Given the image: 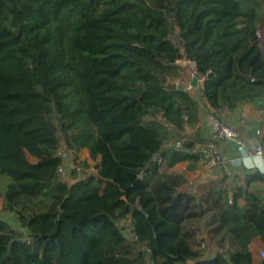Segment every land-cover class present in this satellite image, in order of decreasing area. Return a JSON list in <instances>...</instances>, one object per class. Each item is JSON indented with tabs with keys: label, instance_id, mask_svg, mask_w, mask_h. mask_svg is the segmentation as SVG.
Listing matches in <instances>:
<instances>
[{
	"label": "trees",
	"instance_id": "trees-1",
	"mask_svg": "<svg viewBox=\"0 0 264 264\" xmlns=\"http://www.w3.org/2000/svg\"><path fill=\"white\" fill-rule=\"evenodd\" d=\"M259 28L264 0H0V176L7 199L45 203L18 232L0 221V264H264L263 173L224 176L197 214L160 178L198 169L204 114L264 109ZM179 61L197 88L178 89ZM62 147L93 172L62 180ZM210 211L236 250L189 241Z\"/></svg>",
	"mask_w": 264,
	"mask_h": 264
},
{
	"label": "rangeland",
	"instance_id": "rangeland-1",
	"mask_svg": "<svg viewBox=\"0 0 264 264\" xmlns=\"http://www.w3.org/2000/svg\"><path fill=\"white\" fill-rule=\"evenodd\" d=\"M179 62L176 63L178 65ZM180 66V65H178ZM188 68V67H187ZM187 68H185L182 73L181 78L182 82L186 85H189L190 75L186 72ZM204 123L201 121V131L199 135L202 136L204 134ZM189 135L196 136L197 131H189ZM198 144L196 150L199 151L204 146L209 145L205 140H198ZM64 153L67 154L64 158ZM60 155L64 160L63 172L60 173V177L62 180L67 183H71L73 181L72 170L77 169L79 178H85L87 174L93 172V168H85L83 163L88 162L92 164L89 160L88 151L86 149L81 150L77 159H74V156L70 152H66L65 148L62 147L60 149ZM31 162H34L35 159L31 156H28ZM205 172H209L210 170L204 169ZM162 180H167L168 182L175 183L179 190L186 191L195 196V202L189 204L188 213H198L201 211L198 204H201L203 208H208L210 206V200L208 199V194H213L217 190V188H212L210 191L205 187L201 186L204 180H194L192 184H183L182 181L178 180L175 176H172L168 170H165L161 177ZM7 183H11V181L5 177L0 176V221L3 222L9 230H14L18 232L21 230L22 222L20 219L21 215H33L35 213H39L43 207H45L44 201H40L36 198H28V199H20V200H9L5 197V188ZM211 194V195H212ZM43 212V211H42ZM213 212H207L205 215L190 219L184 222V232L190 234L189 241L195 248H198L206 255L214 254L215 252L221 250H236V245L233 244L231 239L223 234L221 230H216L213 224L209 222V218ZM123 228H127V224L121 223ZM9 232V231H8ZM124 233L129 235L128 229H125ZM259 261V260H258ZM257 261V262H258Z\"/></svg>",
	"mask_w": 264,
	"mask_h": 264
},
{
	"label": "crops",
	"instance_id": "crops-1",
	"mask_svg": "<svg viewBox=\"0 0 264 264\" xmlns=\"http://www.w3.org/2000/svg\"><path fill=\"white\" fill-rule=\"evenodd\" d=\"M262 29V28H261ZM263 30V29H262ZM264 31V30H263ZM182 68H187L186 72L190 75L189 85H186L187 89H191V82L193 77H195L193 73V66L191 63L186 61H179V64ZM198 80V84H199ZM206 113V112H204ZM210 115V114H208ZM204 114L202 120L204 123V134L202 136H196L195 142L198 144V140H205L209 145L214 144L217 146L218 151L221 155L226 158H236L238 155L233 151V147L228 144H223L220 142H215L211 139V134L209 131V127L207 126L206 118L207 116ZM220 117L226 121L227 123L235 126L245 138H252L259 131L261 132V138L264 139V109H259L255 105H247L239 108L238 110L231 112L225 111L220 114ZM190 163L188 161L180 162L174 165L171 168L164 167L163 171L168 170V172L175 176L178 180L182 181L183 184H192L194 180H204L201 186L205 187L210 191L212 188H218L219 183L224 177V174L220 168H216L210 170L209 172H205L204 168H202L198 164V169L189 170ZM259 171L264 174V160H248L247 163L243 166L237 165L235 168V174H245L249 172ZM259 188L264 190V183L262 184H254L253 188ZM231 194V192H230ZM262 241L258 238L254 240V242L250 246V250L253 255V259L255 262L260 260L259 252L263 250Z\"/></svg>",
	"mask_w": 264,
	"mask_h": 264
},
{
	"label": "built area",
	"instance_id": "built-area-1",
	"mask_svg": "<svg viewBox=\"0 0 264 264\" xmlns=\"http://www.w3.org/2000/svg\"><path fill=\"white\" fill-rule=\"evenodd\" d=\"M191 64L194 66L193 63ZM206 122L211 139L215 142L231 145L238 156L236 158H226L219 153L216 145L204 146L199 151L198 162L204 169L213 170L220 168L224 176L232 178L235 175L237 165L243 166L251 159L264 160V139L261 138V132L258 131L252 138H245L235 126L214 114L208 115ZM179 147L180 143L177 142L175 148ZM66 155L64 153V158ZM158 161L159 163L162 162L160 159ZM59 171L63 172V168H60ZM259 257H264V250L259 252Z\"/></svg>",
	"mask_w": 264,
	"mask_h": 264
},
{
	"label": "water",
	"instance_id": "water-1",
	"mask_svg": "<svg viewBox=\"0 0 264 264\" xmlns=\"http://www.w3.org/2000/svg\"><path fill=\"white\" fill-rule=\"evenodd\" d=\"M257 47L259 48V50L261 51L263 57H264V31L259 28L257 31ZM174 84V82H173ZM191 87L192 88H197L198 87V79L196 77H193L192 82H191ZM178 89L181 90H185L186 89V85L185 84H178Z\"/></svg>",
	"mask_w": 264,
	"mask_h": 264
}]
</instances>
